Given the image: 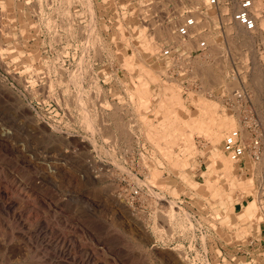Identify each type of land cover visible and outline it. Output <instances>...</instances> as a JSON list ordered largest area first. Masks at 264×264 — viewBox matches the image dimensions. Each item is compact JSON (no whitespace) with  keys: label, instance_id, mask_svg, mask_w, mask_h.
I'll return each mask as SVG.
<instances>
[{"label":"rangeland","instance_id":"1","mask_svg":"<svg viewBox=\"0 0 264 264\" xmlns=\"http://www.w3.org/2000/svg\"><path fill=\"white\" fill-rule=\"evenodd\" d=\"M139 1L0 0V264H192L191 216L198 255L230 264L258 234L260 179L221 149L232 118L156 55L180 16ZM231 63L217 45L190 66L220 92Z\"/></svg>","mask_w":264,"mask_h":264},{"label":"built area","instance_id":"2","mask_svg":"<svg viewBox=\"0 0 264 264\" xmlns=\"http://www.w3.org/2000/svg\"><path fill=\"white\" fill-rule=\"evenodd\" d=\"M141 1L146 2V7L137 16H180L173 21L168 20L170 28H173L174 39L165 44L159 43L161 45L158 46L156 55L170 62V69L175 76H189V80L185 82L188 86L183 83L185 80L180 83L185 87V94L188 96V93L192 92L193 95H205L217 104L220 113L233 120V125L224 133L221 149L229 161L237 166L238 171L248 176L251 171V175L255 173L260 179L259 187L255 188L254 194L249 195L255 203L258 214L256 224L260 230L258 234H250L244 242L236 244L230 264H264V74L257 78L252 68L254 61L264 66V60L260 59V56L264 55V0L139 2ZM142 21L146 20L143 18ZM146 27L144 25V28ZM237 29L250 33L255 38L252 44V58L246 60L245 66L235 55ZM217 45L221 46L231 59L229 80L235 82L234 87L227 90L221 88L220 92L211 86H205L198 73L190 66L195 56L212 60L213 49ZM128 193L131 198L140 195L139 188H131ZM188 220L193 235L187 244L186 254L191 263L222 264L224 256L216 254L214 249L213 257L198 255L195 241L200 236L197 235L202 233V228L200 230L196 226L197 218L194 216Z\"/></svg>","mask_w":264,"mask_h":264},{"label":"bare ground","instance_id":"3","mask_svg":"<svg viewBox=\"0 0 264 264\" xmlns=\"http://www.w3.org/2000/svg\"><path fill=\"white\" fill-rule=\"evenodd\" d=\"M70 17H71V16H70ZM87 39H88V38H87ZM96 48H97V47H96ZM99 57H100V56H99ZM61 72H62V71H61ZM63 78H64V77H63ZM57 79H58V78H57ZM217 79H218V78H217ZM47 85H48V84H47ZM80 102H81V101H80ZM83 106H84V105H83ZM100 106H101V105H100ZM64 107H65V106H64ZM80 113H82V112H80ZM195 114H197V112H196L195 109H194V111H193V115H192V116H194ZM87 116H88V115H87ZM85 117H86V116H85ZM87 120H89V119H87ZM87 120H86V121H87ZM91 120H92V119H90V121H91ZM84 121H85V120H84ZM84 121H83V122H84ZM222 122H223V121H222ZM85 123H86V122H85ZM87 124H88V122H87ZM88 125H89V124H88ZM92 125H93V124H92ZM124 126H125V125H124ZM89 127H90V126H89ZM226 127H227V125H226V123L224 122V128H225V129H224V132L226 131ZM124 128H125V127H124ZM89 129H91V128H89ZM125 130H126V129H125ZM179 130H182V129L179 128ZM112 132H113V131H112ZM125 133H126V132H125ZM112 136H113V135H112ZM128 136H129V135H128ZM222 137H223V136H222ZM131 139H132V138H131ZM215 139L218 141V139H219L218 136H217ZM215 139H214V140H215ZM214 140H213V141H214ZM106 143H107V142H106ZM108 146H109V145H108ZM119 151H120V150H119ZM225 160H226V159H225ZM225 163H226V162H225ZM227 166H228V164H227ZM174 212H175V211H174ZM168 214H169V213H168ZM172 214H174V213H172ZM177 215H178V213H177ZM170 216H171V215H170ZM172 216H174V215H172ZM172 216H171V217H172ZM175 216H176V215H175ZM171 217H170V218H171ZM172 219H173V218H172ZM175 219H176V218H175ZM177 221H178V220H177ZM177 226H178V225H177Z\"/></svg>","mask_w":264,"mask_h":264}]
</instances>
